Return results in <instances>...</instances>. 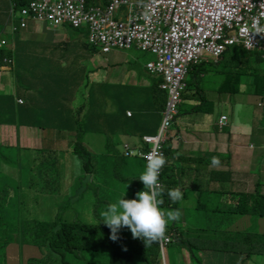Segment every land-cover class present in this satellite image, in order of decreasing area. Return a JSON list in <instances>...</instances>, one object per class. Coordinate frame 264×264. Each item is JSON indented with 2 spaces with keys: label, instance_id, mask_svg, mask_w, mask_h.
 I'll return each mask as SVG.
<instances>
[{
  "label": "trees",
  "instance_id": "1",
  "mask_svg": "<svg viewBox=\"0 0 264 264\" xmlns=\"http://www.w3.org/2000/svg\"><path fill=\"white\" fill-rule=\"evenodd\" d=\"M18 1L20 2L17 3V8L11 9L12 1L7 0L5 9L1 10L6 11V16L9 11L17 14L18 9L25 5V0ZM86 2L94 6L105 4V0ZM3 3L0 1V8ZM44 26L33 28L28 24L27 30L15 38L12 48H0V66L4 64L10 67L9 75L13 81L11 93L0 92V125L13 126L18 135L20 129L31 131L36 129L35 132L38 130L42 133L41 141H37V148L24 160L21 157L15 162L16 157L12 159L9 154L1 151V148L5 150L8 147L0 145V160L6 174L3 175L0 170V180L5 182L4 186L1 184L0 189L9 186L10 190L6 197L21 205L27 189L34 185L44 202L41 214L37 213L31 218L18 215L16 222L10 226L1 223L3 219L6 220L2 217V203L0 217L2 264L5 248L9 244L15 245L19 251H22L25 244L31 249L34 248L36 256H31V253H27L23 248L31 264H72L70 261L73 259L80 263L87 253H91L93 257L103 253L106 264H134L138 257L140 261L137 264H147L149 253H154V259H157L160 253L158 241L145 247L141 239H133L127 227H121L116 234L118 238L115 241L111 240L109 238L111 230L101 223V213L106 210L108 204L114 202L95 200L101 190L91 182L102 181L106 184L108 179L118 182L125 180L123 173L125 169L128 173L129 158L122 155L123 148L115 145L113 138L138 135L137 139L141 140L143 136L156 135L165 109L166 93L158 89L157 84L150 88L149 107H145L142 101L137 103L136 100H125L127 102L125 106L118 109L112 106L108 110L106 103L109 101L115 103L114 95L119 86L91 81L88 73L92 69L80 66L77 61L75 62V56L71 61H65L77 53L80 43L71 40L68 41L69 46L68 42L54 43L49 40L53 38V31L44 29ZM39 28L40 30H37ZM42 29L45 36L40 38L43 34ZM72 30L76 32L78 29ZM70 47L72 48L68 49ZM82 47L90 53H97V50L88 44H83ZM206 64L208 63L192 64L187 71L180 104L185 100H194L195 103L182 114L178 110L180 107L178 104L171 129L177 128L179 124L177 119L181 115L212 114L214 105L204 99V90L198 84L204 81L202 77ZM212 66L213 68L220 66L219 73L223 75L219 94L234 96L244 93L260 98V102L262 98L264 99V74L256 68L264 67V48L247 51L242 47H230ZM187 75L190 76L192 84H188ZM157 79L159 83L161 79L159 77ZM81 87L85 91L82 102L79 99L74 100L75 93ZM136 123L144 126L142 131L134 128ZM92 134L102 135L104 139L105 135L107 136L102 150L93 152L80 140ZM62 140L66 141V145H70L71 154L80 161L81 175L71 171V154L67 150L62 151L55 147V143ZM43 141L47 145L40 149ZM169 150L170 147L167 146L165 149L163 147L167 162L161 169L159 181L165 187L164 202L160 207L164 210L178 209L181 212L178 221L168 224L165 236L171 239L169 247H174L181 253L187 251L196 264H201L198 257L201 251L237 253L252 264H264V232L260 231L259 225V221L264 220L262 180L257 178L250 193L232 194L234 204L228 210L221 208L220 199L217 198H212L213 202L212 199L202 200L200 204L197 203L200 196L192 198L188 195L192 187H188L179 177L176 178L184 170L178 169L176 172L178 158ZM141 151L146 152L147 145L142 146ZM182 159L188 164L192 163L189 158ZM198 160L200 159L196 162ZM11 166L14 168L11 169ZM62 179L64 184H71L68 190L67 186H62ZM136 180L131 185L130 199H136L134 196ZM177 187L183 193V198L172 202L166 192ZM111 188L115 187L108 186L103 191L112 193ZM57 196L60 199L59 203ZM184 199L194 200L193 208H188L193 211L203 210L202 214L207 215L210 223L216 226L196 229L190 228L188 224L186 226L183 217L186 209ZM47 201H56V207L48 206ZM85 206L91 210L96 224H88L81 219ZM206 208H209L208 212H205ZM78 216L79 218H76ZM243 217H248L249 226L244 230H236V227H240L236 218ZM255 221L257 223L251 227V222ZM87 264L99 263L93 260L92 263L87 261Z\"/></svg>",
  "mask_w": 264,
  "mask_h": 264
},
{
  "label": "built area",
  "instance_id": "2",
  "mask_svg": "<svg viewBox=\"0 0 264 264\" xmlns=\"http://www.w3.org/2000/svg\"><path fill=\"white\" fill-rule=\"evenodd\" d=\"M11 1V9L17 8L20 1ZM24 2L17 13L19 28L29 22L46 25L47 30L83 28L88 31V42L102 54L126 50L135 43L153 55L145 68L161 79L159 89L166 93L160 126L155 136L141 138L146 152L124 147L125 155L143 159L154 149L164 155L167 130L176 116L185 75L192 64L209 57L217 62L233 46L247 51L264 48V33L257 34L253 26L258 21L264 28V0H105L102 6L89 5L86 0ZM4 45L1 40L0 47ZM225 121L221 116L218 125ZM158 241L162 248L171 239L164 236Z\"/></svg>",
  "mask_w": 264,
  "mask_h": 264
},
{
  "label": "rangeland",
  "instance_id": "3",
  "mask_svg": "<svg viewBox=\"0 0 264 264\" xmlns=\"http://www.w3.org/2000/svg\"><path fill=\"white\" fill-rule=\"evenodd\" d=\"M1 13H4L5 11L0 10ZM29 26L36 28V27H42L41 24L39 23H32L29 22ZM37 29V30H40ZM44 29H46V25L44 26ZM31 30V29H30ZM57 31L61 32V33H65L67 35V39L62 38V37H57V39H61L62 41L60 42H68L69 40H71L72 42H78L81 44H87V37L85 35H80L78 32L73 31L72 29L68 28V27H62L57 29ZM42 35H40V38L45 36V31H43L42 29ZM39 38V37H38ZM0 39H4L7 42V45H10L11 40H12V34L9 32V30L7 28L4 27V23L0 22ZM56 39V40H57ZM50 41L52 40L49 39ZM68 46H69V42H68ZM76 46V45H74ZM72 46V47H74ZM72 47L68 48L71 49ZM5 49V48H4ZM98 52L96 54L91 55L87 62H86V66L89 69H92L93 71H97V70H104V69H109L112 70L109 74L111 75V77L113 78V76H115L118 73H122V72H126V71H130L133 70L134 73H136V70L139 71H144L145 73H147L148 75L149 72L145 69V63L147 60L150 59L149 54L146 53L145 51L140 50L139 48L136 47L135 43H132L131 46L126 49V50H113L111 52H109L108 54H102L99 50H97ZM59 55V54H58ZM70 58H74L73 56H70ZM67 62H69V58H67V60H65ZM203 61H206L208 63V65L206 64L204 66L205 68V74L203 75L202 79L205 80L203 81L204 86L202 87L204 90V99L208 100L209 102H212V104L214 105V109L213 112L210 116L211 119V123L208 125V129L209 130H214V122L217 119L218 115L220 113H224L227 115L228 119H229V126L232 123V118L234 116V110H236V113L238 115H240V118L243 121L246 122H253L255 123H259V118L255 117V110L257 108V102H259L260 106H264V99L262 98V101L260 102V98L258 99V97H255L253 95H246L244 93H239L237 95L234 96H230L224 93L219 94L218 90H219V85L221 83V77H223L222 74L218 73V72H214V71H220V66H216L213 68L212 64H214L215 60L211 57L209 58H204ZM224 65V64H223ZM261 74H264V67H256ZM227 69V68H225ZM91 73V72H90ZM215 73V74H213ZM7 74L9 75V73L7 72ZM154 78H157L156 75H151ZM187 77V82L188 84H192V81H190V76H186ZM139 78V79H138ZM138 78H125L123 77L122 79H120V81H136L135 84L132 85H139L137 84V81H141V77ZM2 82V81H0ZM241 88L243 89L244 86L242 85ZM1 89V87H0ZM13 91V88L10 87L6 92L9 94ZM190 94V92L188 93ZM80 99V102H82V98L78 97ZM218 98H226V103L225 104H219L217 103V99ZM242 99V100H241ZM237 100V104L240 107H234L233 101ZM243 100L245 101H250V102H243ZM181 102V101H180ZM112 102H107V108L108 110L112 108ZM180 104V103H179ZM188 108V103L183 101L180 104V107L178 108V110L180 111V113L182 114L183 111L187 110ZM184 121H187L186 117H184V115L179 116V118L177 119V122L179 123L177 128L179 135L181 138H184L185 140L189 139V136L187 135L188 132L190 136H194V135H202L204 138H206L207 140H212V137L209 134L206 133H201V131H206L205 127H198V122L196 119H191L189 125H186L183 123ZM253 120V121H252ZM261 125H264V121L260 122ZM176 129H171L170 133L172 135H174ZM9 130L13 133L11 140H8L9 146H11V148H7L5 150H3L1 148V151L4 153L9 154L10 158L14 159V157H16V160L20 159L21 157H23V160L25 159V157L28 158L29 153L32 151L31 149H36L37 148V141L39 140V142L41 141V136L42 133L39 132V134H34V131L28 130V129H21L19 132V135L17 134V131L14 133L15 129L13 126H11V128H9ZM38 131V130H37ZM179 137V138H180ZM106 138L107 136L105 135V139L102 135H86L84 136V138H81L80 140L83 141V143L89 148L91 149L93 152H96L98 149H103L104 143L106 142ZM1 140V138H0ZM114 141L119 143V146L121 145L120 148H123L122 145H125L124 142L125 139H123V137L120 136H116L115 138H113ZM127 140V138H126ZM76 141V140H75ZM128 141V140H127ZM178 142V146L175 147L176 143ZM254 142V141H251ZM173 144V145H172ZM172 144L168 141H166L163 145L164 149L168 146L170 147V153L171 152H176L177 156L176 158H178V162L179 166L176 165L177 169L176 172L178 171V169H183L184 172H187L188 170H190L189 168V164L185 161H183L182 157H183V152L182 151V141L181 140H177L173 139L172 140ZM47 143L45 141H43L42 145L40 144V149H42V147L46 146ZM55 147L62 150V151H68L71 154V147L70 145H66V141L62 140L59 141L57 143H55ZM39 149V150H40ZM122 155L124 157H128V173L127 170H124L123 175L125 180L123 182H118V180H114V179H108V182L105 184L102 181L99 182H91L95 187L99 188L101 190L100 194H97L95 197V200L103 202L105 200H110L113 201L114 203L117 202L119 199L124 198L127 200H131L130 198L131 196V190H132V184L134 182L135 179L137 182V185L135 187V198H136V193L140 192V191H144V185L143 183L138 179L139 175L144 171V166H145V161L144 159L139 158L138 155L136 154H130V155H125L124 149L121 151ZM71 160V171L72 173L75 174H82V166L80 164V161L77 159V157H75L74 155H70ZM221 158H226L225 155H222ZM3 167V163L0 160V170L1 173L3 175L6 176L5 172L2 169ZM11 169L14 167H10ZM164 168V167H163ZM162 168V169H163ZM11 172V171H10ZM127 173V174H126ZM162 173H160L159 176V181L161 178ZM0 186L1 184L4 186L5 182L0 180ZM28 181V180H27ZM62 181V186H67L68 190L71 186L70 183L64 184V179L61 180ZM158 181V182H159ZM29 183V181H28ZM90 183V182H88ZM87 183V184H88ZM160 183V182H159ZM250 185V186H249ZM108 186H112L115 187L114 189L111 188V192L112 193H108V192H104V188L108 187ZM248 186L250 188H248ZM246 188L253 190L252 189V184L247 183L246 184ZM10 190V187L5 186L2 189H0V217L2 216V211H1V206L3 203V216L5 217L6 220H2L1 223L5 224V225H12L16 222L18 215H21L23 217H30L31 216H36L37 213H42V205H43V199L40 197V194L38 192L37 187H35L34 185L30 187V189H27L26 191V195L25 197H22V204L19 205L18 202H16L13 199H9L6 197V194L8 193V191ZM240 190V187L236 186L235 187V193H238ZM10 195H8L9 197ZM57 200L58 203L60 201L59 197L57 196ZM213 200V199H212ZM223 202L226 199H222ZM221 200V201H222ZM49 203L48 206H53L56 207L57 202L56 201H47ZM194 201L190 200L189 202L186 201L185 203V214H183L184 219L186 220L184 223L187 226V224L190 226V228L196 229V228H207L210 226H216L215 224L210 223L211 220L207 215L202 214V212H204L203 210H192L189 208H193ZM109 205V204H108ZM189 207V208H188ZM107 208V206H106ZM209 208H206L205 212H208ZM223 210H228V208H226L225 206H222ZM45 211V210H44ZM105 211V210H104ZM51 213V212H50ZM76 218H79L76 217ZM81 219H83L84 221H86L88 224H96L97 221L96 219L93 218L92 214H91V210L89 208H87L85 206V212L84 214L81 216ZM233 220V219H232ZM236 220L238 221L239 218H236ZM248 217H244L243 221H242V226L240 228H238L237 230H244L247 227V222ZM258 221V220H257ZM257 221L255 222H251V227H254L255 224L257 223ZM250 230V229H248ZM261 232H264V222L261 224ZM2 244V237L0 236V245ZM169 246V245H168ZM224 253L226 252H222V253H217V252H213L214 255H206V253H202V257L200 258V256L198 255V257L201 260V264H203L202 262V258H206V262L205 264H222V260H223V256ZM36 254V250L33 248L32 252H31V256H34ZM164 262L165 264H196L194 261L191 260L190 256L188 257H184V254L186 255L187 253H182L177 251L174 247H167L164 246ZM104 254L101 253L100 256H96L93 257L91 253H87L86 255H84V260H82L80 263H77L73 260H71L70 262L72 264H87V261H89L90 263L93 262V260L98 261L99 264H106L105 260H104ZM154 253H149L148 254V263L147 264H162V257L160 256V253L157 256V259H154L153 257ZM140 257H138L139 259ZM136 259L134 264L139 263L140 260ZM0 263L2 264V259L0 257ZM21 264H31L30 261H28L27 258H24L21 261ZM226 264H232V262L230 261V259H228V263Z\"/></svg>",
  "mask_w": 264,
  "mask_h": 264
},
{
  "label": "crops",
  "instance_id": "4",
  "mask_svg": "<svg viewBox=\"0 0 264 264\" xmlns=\"http://www.w3.org/2000/svg\"><path fill=\"white\" fill-rule=\"evenodd\" d=\"M0 1L3 3V0ZM6 2L7 0H4L3 6L0 8V10L5 9ZM5 13L6 11L4 13L0 12V22L4 23V27L7 28L4 22V19L6 17ZM1 14H5V15L1 16ZM52 31H53V38L51 40L52 42L56 43L62 41L61 39L59 40L57 39L58 36L67 39V35L65 33H61L57 30H52ZM76 32H78L80 35H85L87 37V32L83 29L77 30ZM82 45L83 44L80 43V48L79 49L77 48L78 51L74 55L75 62L77 61V63L80 66H84L87 68L86 62L88 58L91 55H93V53L88 52L86 49L82 47ZM146 53H148L150 57V59L146 61L147 63L148 61L153 59V56L149 52ZM72 59L73 58H69L70 61ZM9 70H10L9 66L0 67V81H2L0 82L1 93L4 92L7 93L6 91L10 87L13 88V81L11 80L10 75L7 74V72L9 73ZM111 71L112 70L109 69L97 70V71L92 70L91 73H88V78L91 81L98 82L101 84H106V85L110 84V85L119 86V89L116 90V94L114 95L115 103H113L112 105L115 107V109L125 106L127 104L125 100H136L137 103H140L142 101L145 107H149L150 88L158 84V79L151 76L153 74H151L148 70L147 71L151 75H148L144 71L136 70L135 71L136 73H134L133 70H130V71L118 73L112 78L111 75L109 74ZM214 72L219 73L218 70ZM123 77L130 79L141 77L140 79L141 81H137V84L139 85H132L135 84L136 81H120V79H122ZM198 84L201 87L204 86L203 81H200ZM84 92L85 91L82 87L79 88V90L74 95L75 97L74 100L79 99L78 97L82 98L83 100ZM190 94H188V96H190ZM185 102L188 103V108H190L195 103L194 100H185ZM237 102H238L237 100L233 101L234 107H240L238 106ZM243 102H250V101L243 100ZM217 103L225 104L226 98H218ZM257 103H258L257 108L254 114L256 118L257 117L259 118V123L254 124L253 122L250 123L243 121L240 118V115L236 113V110H234L232 123L228 127V131L225 132L218 131L215 128V123L219 116L214 122V130L208 129V125L211 123V119H210L211 115L207 116V115L199 114L197 116L194 115L184 116V117L189 116L188 118H186L187 121L183 120V123L186 125H189L191 119H196L198 122V127L206 126L205 127L206 131H201V133L209 134L212 137V140H207L202 135H194L192 137L189 135L190 132L187 133L189 139L185 140L184 138L180 137L178 130H176L174 135H172L170 133L171 128L169 129V134L167 135L166 141L172 144L173 139H176V141L178 139L181 140L183 144L181 151L183 152V157L189 158V160L192 162L189 163L190 170H188L187 172H183L180 176H176V178L179 177V179H182L184 182L187 183L188 187L190 186L192 187V189H189L188 195L190 197L192 198H194L195 196L201 197L197 200V203L202 204L200 202L202 200L209 201L212 198H217L218 200L220 199L219 202H221L220 203L221 208L222 206L223 207L225 206L226 208L228 207L230 208L231 205L234 204V196L232 194L235 193V187L236 186L240 187L238 193H250L252 192V190L247 189L246 184L247 183L252 184V189H253V183L257 180V178L261 179L263 182V185L261 186V192L264 193V125L260 124V122L264 121V106H260L259 102ZM219 115L225 116L229 123V119L226 114L220 113ZM143 127L144 126H141L139 123H136L134 125V128L138 131H142ZM9 128H11V126L0 125V138H1L0 145L2 147H11L9 146L8 140H11L13 133L9 130ZM15 132L16 130L14 131V133ZM38 132L39 131H36L35 133L38 134ZM121 137H123V139H125L126 141L124 142L125 145H122L123 149L126 145L133 150L138 148L141 149L142 146H144V144L141 143V140L137 139L138 135L131 137H126V136H121ZM126 138L128 141L126 140ZM113 143L119 146V143L114 140ZM177 146H178V142L176 143L175 147ZM171 153L175 157L177 156L176 152H171ZM222 155H225L226 158L222 159L221 158ZM213 157L217 158V160L219 161L218 164L216 165L212 164ZM139 158L143 159L140 156ZM197 159L200 160L196 162ZM177 165L179 166L178 162ZM249 186L248 188H250ZM135 187L136 185L134 186V188ZM223 198L226 199L224 200V202L222 200ZM186 201L189 202L186 199L183 200L184 203H186ZM211 202H213V200H211ZM204 207L207 206L204 205ZM243 219L244 217L237 221V224H239L240 227L243 225L242 224ZM247 222H248L247 226H249V219L247 220ZM263 222L264 220L259 221L260 229H261V224ZM237 229L238 228L236 227V230ZM25 245L22 247V251H19L15 245L12 244L7 245L4 251L3 263L21 264V261L24 258H26V253L23 251V248H25L27 253L32 252V249L29 246H25ZM168 245L165 246L169 247ZM159 252H160V256L162 257V264H163L165 257L164 246L161 248L159 245ZM183 253H187L186 255L184 254V257L189 256L187 251H183ZM202 253H206V255H210V256L214 255L213 252L201 251L198 253L200 258L203 256ZM217 253H222V252H217ZM34 256H36V254ZM222 256H223L222 264L228 263V259H230L232 264H252L248 260H244V257L240 256L237 253H224V255ZM202 262L203 264H205L206 258H202Z\"/></svg>",
  "mask_w": 264,
  "mask_h": 264
},
{
  "label": "clouds",
  "instance_id": "5",
  "mask_svg": "<svg viewBox=\"0 0 264 264\" xmlns=\"http://www.w3.org/2000/svg\"><path fill=\"white\" fill-rule=\"evenodd\" d=\"M17 21V14H8L5 17L4 22L9 32L12 34V40L10 45H7L4 39H0V41H5V45L0 48H12L15 38L27 30L29 23L25 28H19ZM13 26L17 27L14 31L12 30ZM253 26L257 34L264 33V28L259 26L258 21H256ZM83 30L87 32L88 41V31L86 29ZM29 39H31V30L29 31ZM88 44L97 50V48L92 46L89 42ZM202 62L207 63L206 61H201L196 64ZM4 66L7 65L2 64L0 67ZM220 118L221 116L218 117L215 128L218 131H228L229 123L227 118L223 125H218ZM144 159L146 160L144 171L139 175L138 179L143 183L145 190L137 192L136 199L127 200L121 198L117 202L107 205L106 210L101 213V223L111 230V235L109 237L111 240L115 241L118 238L116 234L121 227H127L133 239H141L145 247H148L164 238L168 224L178 221L181 217V212L178 209L164 210L160 207L164 202L163 196L165 195V187L158 182V178L160 170L167 162V158L162 152L154 149L146 154ZM218 163L219 161L217 158L213 157L212 164L216 165ZM166 195L172 202L180 201L183 198V193L179 187L168 189Z\"/></svg>",
  "mask_w": 264,
  "mask_h": 264
}]
</instances>
